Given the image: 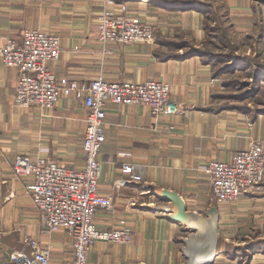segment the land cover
<instances>
[{
	"label": "crops",
	"instance_id": "obj_1",
	"mask_svg": "<svg viewBox=\"0 0 264 264\" xmlns=\"http://www.w3.org/2000/svg\"><path fill=\"white\" fill-rule=\"evenodd\" d=\"M103 2L0 0V44L19 38L26 28L58 35L59 57L49 64L56 78L89 81L101 75L108 81L162 80L170 84L171 99L184 107L182 114L154 116L145 105L105 102L98 191L112 196L114 208H98L93 222L110 229L123 218L132 238L127 244L95 241L86 264H243L242 257L233 255L236 244L226 247L223 241L233 238L240 228L250 229V221L258 226L259 234L264 231V182L232 202H217L204 168L211 159L229 161L253 139L264 144V114L250 118L241 111L217 108L219 101L212 99L219 87L212 79L217 77L199 56L164 58L169 48L159 44L157 34L175 38L184 30L199 42L204 36L201 12L129 0L130 11L153 23L154 39L114 43L103 54L96 35ZM219 2L226 7L238 38L246 36L264 44V0ZM17 77L15 67L0 61V262L12 264L6 253L20 247L24 236H31L53 264H72L70 234L41 231L38 212L26 190L31 177L14 174L12 161L16 154H26L81 168L86 111L72 96L62 97L52 108L20 106L15 101ZM123 164H130L132 174L140 179L122 172ZM119 179L124 182L118 184ZM157 188L178 192L187 209L203 215L215 205L217 231L214 226L188 229L171 219V202L156 196ZM248 264H264V253H253Z\"/></svg>",
	"mask_w": 264,
	"mask_h": 264
},
{
	"label": "built area",
	"instance_id": "obj_2",
	"mask_svg": "<svg viewBox=\"0 0 264 264\" xmlns=\"http://www.w3.org/2000/svg\"><path fill=\"white\" fill-rule=\"evenodd\" d=\"M128 1L104 0L97 14L96 35L103 54L114 43H148L154 39L153 23L130 11ZM59 53L58 35L37 28H26L19 38H7L0 44V61L18 70L15 88L18 105L52 108L66 96L81 102L86 111L81 139L84 164L76 169L54 159L41 156L33 159L26 154H16L12 171L31 177L26 190L38 212L41 231H67L72 239V264H86L87 254L95 241L127 244L132 238V231L123 218L111 229L98 228L93 222L98 208H114L112 196L98 191L100 150L105 141V102L145 105L154 116L182 114L184 107L171 99L170 84L162 80L108 81L101 75L89 81H78L69 76L56 78L49 64L59 57ZM204 170L209 175L215 201L232 202L264 182V144L260 139H253L248 146L237 150L229 161L209 160ZM121 171L135 180L140 179L132 174L130 164H123ZM117 182L122 184L124 181L119 179ZM6 259L12 264H53L47 252L31 236H24L21 246L8 251Z\"/></svg>",
	"mask_w": 264,
	"mask_h": 264
},
{
	"label": "trees",
	"instance_id": "obj_3",
	"mask_svg": "<svg viewBox=\"0 0 264 264\" xmlns=\"http://www.w3.org/2000/svg\"><path fill=\"white\" fill-rule=\"evenodd\" d=\"M155 5L173 9L195 8L203 14V38L196 42L193 36L180 30L175 38L163 37L157 34L156 39L161 45L169 48L164 58H184L199 56L205 64H210L212 75L221 78V84L226 92L214 91L212 99L223 100L216 105L220 110L233 109L255 118L264 114V60L260 58L257 47L252 54L241 53L240 41L232 31L227 18L226 7L219 0H148ZM253 46H259L254 41ZM254 48V47H253ZM254 98V107L246 102ZM231 100V101H230ZM241 237V236H240ZM234 253L248 264L255 252L264 253V236L258 230L250 236H242L233 247Z\"/></svg>",
	"mask_w": 264,
	"mask_h": 264
},
{
	"label": "water",
	"instance_id": "obj_4",
	"mask_svg": "<svg viewBox=\"0 0 264 264\" xmlns=\"http://www.w3.org/2000/svg\"><path fill=\"white\" fill-rule=\"evenodd\" d=\"M154 194L163 200L171 202V208L169 209V217L175 221H178L188 229H194L197 227L205 226L207 229L210 226H214L217 231V219L218 209L215 205H211L205 215L186 208L184 199L182 196L170 189L157 188L154 190ZM155 209H161L159 205L150 206ZM215 238V235L213 236ZM0 264H3L0 262Z\"/></svg>",
	"mask_w": 264,
	"mask_h": 264
},
{
	"label": "rangeland",
	"instance_id": "obj_5",
	"mask_svg": "<svg viewBox=\"0 0 264 264\" xmlns=\"http://www.w3.org/2000/svg\"><path fill=\"white\" fill-rule=\"evenodd\" d=\"M240 42H241L240 43V51H241V53H250V54H252L254 52V49H256V47H257V50H258L257 52L259 53L260 58H262L264 60V44L263 43H259L258 44L259 46H253V44L255 42L249 40V38H247V37H242V40ZM212 81L215 82V80H213V79H212ZM216 81L218 82V86H219L217 91L221 92V93L226 92L227 89L224 86H222V84H221V78L217 77ZM259 95L262 98H264L263 93L261 91L259 92ZM215 101H223V100H215ZM253 101H255L254 98L249 99L246 103L250 107L253 108L254 104H255ZM241 227H245V225H243ZM249 227H250V229L249 228H240L241 230L237 231V234H235L233 238L223 241L224 245L226 247H228V246H230L232 244H236L242 236H250L254 232V230H256V229L259 230L258 226L256 224L252 223L251 221H250ZM260 236H264V231L262 233H260ZM221 240H222V238H219L218 240H216L217 241L216 244H219L221 242Z\"/></svg>",
	"mask_w": 264,
	"mask_h": 264
}]
</instances>
